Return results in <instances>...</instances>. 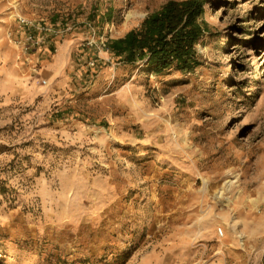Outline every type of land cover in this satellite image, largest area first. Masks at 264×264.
Instances as JSON below:
<instances>
[{
  "label": "rangeland",
  "instance_id": "1",
  "mask_svg": "<svg viewBox=\"0 0 264 264\" xmlns=\"http://www.w3.org/2000/svg\"><path fill=\"white\" fill-rule=\"evenodd\" d=\"M168 1L0 0V264H264V0H208L190 72L109 46Z\"/></svg>",
  "mask_w": 264,
  "mask_h": 264
},
{
  "label": "trees",
  "instance_id": "2",
  "mask_svg": "<svg viewBox=\"0 0 264 264\" xmlns=\"http://www.w3.org/2000/svg\"><path fill=\"white\" fill-rule=\"evenodd\" d=\"M208 0H170L144 19L141 26L109 46L129 61L145 60L150 71H193L200 64L197 45L210 25L205 21Z\"/></svg>",
  "mask_w": 264,
  "mask_h": 264
},
{
  "label": "built area",
  "instance_id": "3",
  "mask_svg": "<svg viewBox=\"0 0 264 264\" xmlns=\"http://www.w3.org/2000/svg\"><path fill=\"white\" fill-rule=\"evenodd\" d=\"M13 34L26 60H30L34 53L40 52L47 44L50 34H52V26L45 20L38 21L20 16ZM44 82H46L45 79ZM216 234L219 238H222L224 229L219 228Z\"/></svg>",
  "mask_w": 264,
  "mask_h": 264
},
{
  "label": "bare ground",
  "instance_id": "4",
  "mask_svg": "<svg viewBox=\"0 0 264 264\" xmlns=\"http://www.w3.org/2000/svg\"><path fill=\"white\" fill-rule=\"evenodd\" d=\"M5 19H6V18H5ZM228 182H230V180L226 182V184H225L224 187H222L221 189L218 190V193H219V194H222L223 191L227 189V187H228L227 183H228ZM218 193H217V194H218Z\"/></svg>",
  "mask_w": 264,
  "mask_h": 264
}]
</instances>
